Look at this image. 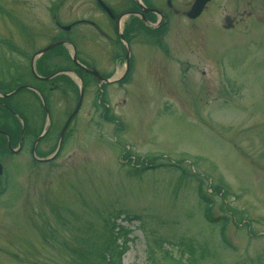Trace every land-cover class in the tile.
I'll return each mask as SVG.
<instances>
[{
	"label": "rangeland",
	"instance_id": "rangeland-1",
	"mask_svg": "<svg viewBox=\"0 0 264 264\" xmlns=\"http://www.w3.org/2000/svg\"><path fill=\"white\" fill-rule=\"evenodd\" d=\"M91 1L0 0V91L30 78L29 58L13 54L11 43L31 56L62 37L100 74L122 72L88 26L110 35L109 19ZM103 1L119 11L130 0ZM238 1L231 6L213 0L198 20L169 21L152 42L133 43L130 78L123 84L97 87L80 73L81 104L52 164H34L27 148L0 156L6 180L0 192V264H76L80 251L92 261L86 246L100 247L102 219L117 213L139 221L126 225L123 214L117 220L131 231L120 239L127 246L121 264H147V245L151 258L154 251L156 258L167 257L164 250L179 256L181 234L210 240L201 264H264V0H250V6L242 3L249 0ZM221 8L232 19L250 10L251 21L230 27L221 21ZM78 19L85 22L68 31L52 22ZM59 57L56 65L69 67ZM13 68L22 72L11 81ZM28 83L49 98L45 147L52 149L77 95L73 89L61 92L63 85L50 91ZM10 100L41 130L43 114L32 92L19 90ZM159 164L170 166L134 172ZM190 175L200 178L212 198L211 214L229 219L223 236L232 248L220 241L217 223L204 220Z\"/></svg>",
	"mask_w": 264,
	"mask_h": 264
},
{
	"label": "flooded vegetation",
	"instance_id": "flooded-vegetation-1",
	"mask_svg": "<svg viewBox=\"0 0 264 264\" xmlns=\"http://www.w3.org/2000/svg\"><path fill=\"white\" fill-rule=\"evenodd\" d=\"M196 0H130L129 6H125L124 9H121L119 11H113L112 7L111 10L113 12V17H110L106 15L102 8L94 1L92 0L91 3L94 5L97 9H99L108 19L107 21L109 25V31L110 35L104 34L98 26L93 25V23L89 22V25L92 28L93 32H96L99 34L100 38L105 41L107 44V47L109 50H112L113 52L112 56H114V60H116V57L119 56V58H123L125 56V50L121 44V38L122 37L129 43V49L131 52V45L133 43H139L142 40H150L152 37L159 35V28L162 24H168L169 21H196L198 20L202 14L208 11V8L213 0H208L205 5L202 7L200 13L195 18H190L189 14L191 11V8ZM238 0H225V4L228 5V3L231 6H237ZM245 6H250L251 2L246 1L242 2ZM218 9V8H217ZM225 8L219 9L220 13H224ZM238 16H241V18L238 19ZM250 16V10H243L241 13L237 15V19L230 18L228 13H224V16L221 17V21H230L228 25L232 27V21H244L245 17ZM121 17H124V20L121 22L119 27V20ZM107 19V20H108ZM105 31V30H104ZM115 37V39H114ZM152 41V40H150ZM123 54V57L121 55ZM53 57H56L53 56ZM54 71L57 70L56 66H49ZM92 67L91 65L89 66ZM49 70V69H47ZM53 71V72H54ZM29 74L32 73L29 71ZM109 74V72H107ZM31 76L29 80H26L27 82L30 81ZM16 77H12L10 80L15 79ZM106 78V77H105ZM4 83V81H3ZM45 84L47 88L51 91L52 89H56L59 84H61V79L58 77L56 78V82L53 83L52 79L45 81ZM2 98V97H0ZM8 101V100H7ZM6 104V103H5ZM0 107H3L6 109L9 114L7 115L8 119L5 121V127L6 130L0 129V135L1 137L5 138V141L9 139L10 144L11 142L14 143V146L11 145V149H7V154H19L23 149L28 148L29 154L32 147V144L34 143L36 136L30 141V137L25 136V131H18V124L15 121L16 114L15 111H12L10 108H7L5 105L0 104ZM15 108V107H14ZM3 117V115L0 113V119ZM30 129H32V132L34 133L36 128L35 126H31ZM7 132L8 135L4 134ZM42 140H38L34 146V148H38L40 152L47 151V148L45 145L47 144V140L44 142V146L41 149L40 148V142ZM42 144V143H41ZM12 154V155H13ZM1 156V154H0Z\"/></svg>",
	"mask_w": 264,
	"mask_h": 264
},
{
	"label": "trees",
	"instance_id": "trees-1",
	"mask_svg": "<svg viewBox=\"0 0 264 264\" xmlns=\"http://www.w3.org/2000/svg\"><path fill=\"white\" fill-rule=\"evenodd\" d=\"M41 74L46 75V73L44 72H42ZM0 128L6 130V127L3 126L1 122ZM5 147V142L3 141L2 144L0 142V149L4 150ZM140 171V169L134 170L135 173H139ZM188 178H193L197 181L194 191L198 198L199 204L203 206L202 213L204 220L208 223H217L220 229V235L223 236V229L227 223V217H213L211 215L213 200L210 197L209 193L203 191L202 182L200 181V179L192 175H190ZM212 191L217 193L214 187H212ZM119 215L120 214L117 213L114 216H108L107 218L102 219V233L100 234L102 240L100 239V247L97 248V245L94 244V242H92L91 245L86 246V249L89 251V255H92V261H87V258L83 256L84 253L80 251V253L78 254L75 253L77 255V258L75 259L78 261L76 264H117L119 262L121 253H123L124 250L119 249L116 240L119 235L123 234V236H125V232H127L126 230L123 231L122 227H120V229L115 232V229L117 227L115 220ZM124 219L130 222L132 220H136L137 217L126 214ZM58 223H60V225L62 226L61 222L58 221ZM52 235H54V232H52ZM96 238L99 239L98 237ZM178 238L180 239L178 241L176 252L179 256H173L171 254V251L164 250L167 257L159 254L160 256L156 258V256L154 255H157L158 252L154 251L153 258H151L147 248V264H201L202 262L207 260L209 252L207 250V243L205 241L210 242L209 239H200L199 241H196L195 239H192L193 237L185 236L183 234L179 235ZM222 242L226 246L223 238Z\"/></svg>",
	"mask_w": 264,
	"mask_h": 264
},
{
	"label": "water",
	"instance_id": "water-1",
	"mask_svg": "<svg viewBox=\"0 0 264 264\" xmlns=\"http://www.w3.org/2000/svg\"><path fill=\"white\" fill-rule=\"evenodd\" d=\"M204 2H205V0H199V4H198V6H197V8L195 7V6H193V8H192V13H190V16L191 17H195L198 13H199V11H200V8H201V6L204 4ZM100 3V2H99ZM102 5V4H101ZM103 6V5H102ZM105 9H106V7L105 6H103ZM69 27H65L64 29H68ZM58 44H62L61 42H58V43H54V44H51V45H49V46H47V47H45V48H43L41 51H39L38 53H36V55L37 54H41V53H43V52H45L46 50H48V49H50V48H52V47H54V46H56V45H58ZM96 74V73H95ZM81 96H82V87H80V92H79V102H78V104H77V106H76V108H75V110L73 111V113H72V115H74L75 113H76V111H77V108H78V106H79V104H80V101H81ZM43 102V101H42ZM43 105H44V102H43ZM45 106V105H44ZM46 114H47V116H48V112L46 111ZM71 115V116H72ZM71 116H70V118H71ZM61 135H62V133H61ZM61 135H60V139H61ZM8 147H9V144H8Z\"/></svg>",
	"mask_w": 264,
	"mask_h": 264
}]
</instances>
